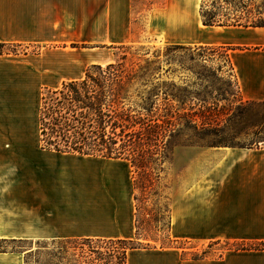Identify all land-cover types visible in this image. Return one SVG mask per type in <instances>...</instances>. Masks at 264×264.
Segmentation results:
<instances>
[{
	"label": "crops",
	"instance_id": "crops-1",
	"mask_svg": "<svg viewBox=\"0 0 264 264\" xmlns=\"http://www.w3.org/2000/svg\"><path fill=\"white\" fill-rule=\"evenodd\" d=\"M199 3L166 0L153 18L165 22L170 42L232 47L242 97L264 101V27L204 25ZM131 6L132 0H0V42L26 47L0 53V240L135 236L128 160L43 149L39 119L43 89L112 61L110 48L90 44L131 38ZM199 151L204 166L169 193L171 237L198 251L216 240L264 241V146ZM0 264H23L22 254L0 250ZM128 264H264V250L193 257L187 248L158 245L131 250Z\"/></svg>",
	"mask_w": 264,
	"mask_h": 264
},
{
	"label": "trees",
	"instance_id": "trees-1",
	"mask_svg": "<svg viewBox=\"0 0 264 264\" xmlns=\"http://www.w3.org/2000/svg\"><path fill=\"white\" fill-rule=\"evenodd\" d=\"M216 1H204L201 5L204 25L264 27V0H237L239 4H235L229 13H222L218 9H228V4L234 3V0H225V4L219 3L218 7ZM20 46V43L0 42V53L18 52L17 48ZM73 46L79 45L73 43ZM122 47L124 51L115 61L107 64L93 63L87 67L84 77L63 81L57 88H46L42 95L39 119L43 149L126 159L137 173L134 176L135 236L52 239L60 242V258L67 259L69 264H128L131 250L158 245L178 247L185 251L184 246L177 245L178 239L171 237V216L167 228H154L146 217L153 209L148 208L145 201L151 196L161 195L156 184L164 170L163 164L169 158L170 147L264 146V119L250 125L253 130L251 142L225 141L219 136L229 129L228 124L222 125L214 111L188 109L187 86H176L162 79L165 64L170 65L164 70L167 73L177 53L190 52V59L195 60L196 50H216L215 46L171 43L163 49L154 50L152 54L150 50L141 53L142 49H133V45ZM217 47L225 51L230 70L236 78L229 51L232 47ZM180 66L184 67L185 63ZM257 102L264 105V101L241 102L228 121L238 125L244 113L252 111L253 104ZM155 212L159 213L158 219L162 221L170 209L167 204H161ZM221 241H213L191 255H209L213 253L214 245ZM225 241L233 243L225 249L264 250V241ZM223 253L224 251L218 255Z\"/></svg>",
	"mask_w": 264,
	"mask_h": 264
},
{
	"label": "rangeland",
	"instance_id": "rangeland-1",
	"mask_svg": "<svg viewBox=\"0 0 264 264\" xmlns=\"http://www.w3.org/2000/svg\"><path fill=\"white\" fill-rule=\"evenodd\" d=\"M204 1L212 3V0H200L199 10ZM216 2V7L219 6V3L225 4V0H217ZM165 3L166 0H132L130 24L131 38L124 42H105L90 45L110 48L113 52V59L110 62H113L123 53L124 48L122 45H133V49L141 48V53L150 50V54H152L154 50L163 49L168 44L180 43L170 42L166 37L165 22L163 21L159 24L153 18V13L157 10H161ZM235 4H239L237 0H234V3L228 4V9L219 8L220 10L218 9V11L222 13L232 12V9L236 6ZM149 7L151 8L147 9ZM73 43H77L79 46L82 45L78 42H72L71 44L73 45ZM211 46H215L217 49L196 50L195 60L190 59V52L177 53L172 62V67L167 73H165L164 70L169 68L170 65L165 64L162 79H166L176 86H187L186 99L188 109L214 111L217 119L222 125L228 124L229 129L221 133L219 138L231 143H249L253 137V130L250 128V125L264 119V105L258 102L253 104L252 111L249 110L244 113L239 124L236 126L235 124L233 125V122L228 121V118L236 111L237 105L241 102H245V99L240 93L234 73L230 70L229 63L225 57V51L217 47L218 45ZM25 48L24 46H20L17 49L25 50ZM32 49L35 48L33 47ZM183 62L185 63L184 67L180 66ZM44 91H46V88L43 89V92ZM262 130H264V128ZM209 147L214 146L172 145L170 147L168 151L169 158L163 164L164 170L161 173V178L156 184V188L161 195L151 196L145 201V205L153 209L150 214L145 215L149 218L150 221L148 222H150L154 228L155 226L167 228L170 220V212L166 213L165 218L160 221L158 219L159 213H156L155 209L161 204H167L169 207L168 197L169 193L172 191L171 189L173 187L186 186L200 171L204 164L198 161L197 155L200 149H207ZM90 161L96 162L99 160L90 159ZM125 163V168L132 170V174L135 176L137 173L134 167H130V161H126ZM183 167H185L184 172L181 171ZM139 193L142 196V192L139 191ZM156 214L157 220H155ZM144 224L146 226L148 225L146 222ZM246 241H249V243L257 242L250 240ZM232 244V242L222 240L220 243L214 245L213 253L219 254L220 252H225V250H227L225 248L231 247ZM60 245L58 240L52 239L0 240V250H11L21 253L23 264H69L67 259L60 258ZM177 245L184 246L193 254L195 250L191 248L197 244L189 240L178 239Z\"/></svg>",
	"mask_w": 264,
	"mask_h": 264
}]
</instances>
